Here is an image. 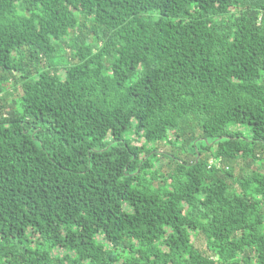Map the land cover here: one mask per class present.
<instances>
[{
  "label": "trees",
  "instance_id": "trees-1",
  "mask_svg": "<svg viewBox=\"0 0 264 264\" xmlns=\"http://www.w3.org/2000/svg\"><path fill=\"white\" fill-rule=\"evenodd\" d=\"M263 166L264 0H0V264H264Z\"/></svg>",
  "mask_w": 264,
  "mask_h": 264
},
{
  "label": "rangeland",
  "instance_id": "rangeland-1",
  "mask_svg": "<svg viewBox=\"0 0 264 264\" xmlns=\"http://www.w3.org/2000/svg\"><path fill=\"white\" fill-rule=\"evenodd\" d=\"M13 97H15V96H11L10 99H14ZM162 150L169 151L170 148H169V147H164ZM160 163L163 164V163H164V160L161 159V160H160ZM164 169H166V167H165ZM262 172L264 173V166H263V168H262ZM196 245H197V247H199L200 249H202V250H204V251L206 250V243H205V240H204L202 237H198V239L196 240Z\"/></svg>",
  "mask_w": 264,
  "mask_h": 264
}]
</instances>
